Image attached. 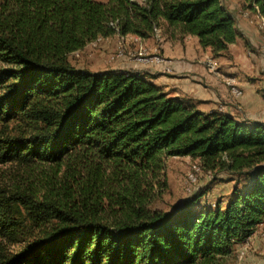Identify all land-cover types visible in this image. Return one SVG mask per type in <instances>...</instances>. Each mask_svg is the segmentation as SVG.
I'll return each instance as SVG.
<instances>
[{
  "label": "trees",
  "instance_id": "1",
  "mask_svg": "<svg viewBox=\"0 0 264 264\" xmlns=\"http://www.w3.org/2000/svg\"><path fill=\"white\" fill-rule=\"evenodd\" d=\"M245 1L264 23V0ZM162 27L215 57L248 45L224 0H0V164L59 166L42 190L0 184V264H232L264 222V124L205 113L147 71L69 61ZM188 156L243 180L224 205L151 207L167 160Z\"/></svg>",
  "mask_w": 264,
  "mask_h": 264
},
{
  "label": "rangeland",
  "instance_id": "2",
  "mask_svg": "<svg viewBox=\"0 0 264 264\" xmlns=\"http://www.w3.org/2000/svg\"><path fill=\"white\" fill-rule=\"evenodd\" d=\"M107 1V0H98ZM229 6L233 7L236 18L245 21L252 27L249 32L248 45L246 47L253 53L243 49V45H238L237 52L242 54L244 59L253 58L258 66L249 69L246 78L251 81H259L264 93V28L261 18L255 11H251L245 0H225ZM160 33V29H156ZM127 36V35H126ZM115 34L101 38L98 41L88 43L83 49L77 50L69 55L70 63L76 68H83L90 71H102L107 69L124 70L134 69L135 64H142L143 57H151L153 54L150 45L137 39L132 41L129 37ZM135 36V35H134ZM118 50L122 55L118 56ZM155 53V52H154ZM225 57H232V53H226ZM215 57V56H214ZM219 57V56H216ZM131 64V65H130ZM253 68V67H251ZM233 76V75H232ZM224 81V80H223ZM226 85V84H225ZM222 107V106H221ZM222 110V108H221ZM199 170L195 172V168ZM199 161L188 157H175L167 160L165 170V185L155 188V198L151 207L162 210H172L188 199L202 194L198 204L200 206L213 208L218 203L224 205L231 195L234 185H240L243 177L227 170H206L200 169ZM58 165L36 163L28 167H19L13 164H0V184L10 186H24L29 181L36 188L42 190L41 183L46 174L58 171ZM62 170L59 171L61 173ZM195 173V181L189 180V175ZM232 264H264V222L261 223L251 239H247L237 247L236 257Z\"/></svg>",
  "mask_w": 264,
  "mask_h": 264
},
{
  "label": "crops",
  "instance_id": "3",
  "mask_svg": "<svg viewBox=\"0 0 264 264\" xmlns=\"http://www.w3.org/2000/svg\"><path fill=\"white\" fill-rule=\"evenodd\" d=\"M138 1L143 2L144 0ZM224 3L228 9L233 11V7L229 6L227 1L224 0ZM237 24L244 36L249 37V32L253 30L252 27L238 19ZM160 32L159 38L153 36L147 39L140 38L139 41L149 44L152 52L158 53L163 58V63L135 64L134 69L149 72L152 75L151 81L163 86L167 91H170L172 96L198 102L197 107L205 113L220 110L238 121L246 120L264 124L262 84L259 81H251L246 78V75L251 74L247 71L249 69L253 71L258 64L253 58L244 59V56L237 52L238 45H243V49L253 55L244 44L243 39H238L235 44L230 46L228 52L233 54L231 58L224 55L214 57L210 49L201 47L195 36L171 37L165 27L160 28ZM127 37L132 41L136 40L134 35H127L126 39ZM208 57H213L218 62L216 72L207 67ZM119 69L123 68L119 67ZM227 75L237 78L238 84L243 90L241 97L235 98L225 85L223 80Z\"/></svg>",
  "mask_w": 264,
  "mask_h": 264
},
{
  "label": "built area",
  "instance_id": "4",
  "mask_svg": "<svg viewBox=\"0 0 264 264\" xmlns=\"http://www.w3.org/2000/svg\"><path fill=\"white\" fill-rule=\"evenodd\" d=\"M122 54H123V52H122ZM122 54H119V56ZM141 60L145 64H159V63H163V61H164L163 58L158 53L156 54L155 58L143 57ZM207 67L211 70V63ZM211 71L216 72L217 70H211ZM224 83L229 88L231 94L235 98H239L242 96L243 92H241L240 85H234V82H231V80L229 78H224Z\"/></svg>",
  "mask_w": 264,
  "mask_h": 264
},
{
  "label": "bare ground",
  "instance_id": "5",
  "mask_svg": "<svg viewBox=\"0 0 264 264\" xmlns=\"http://www.w3.org/2000/svg\"><path fill=\"white\" fill-rule=\"evenodd\" d=\"M261 24H262V27L264 28V23H263V21H261ZM160 34H161V32L159 33V32H155V37L156 38H159L160 37ZM137 39H140V38H138V37H136ZM101 38H98L97 40H95V41H98V40H100ZM119 54H121V51L120 50H118V52H117V55L119 56ZM156 54L157 53H153L152 55H151V57H156ZM211 63V70H217L218 69V62L213 58V57H208L207 58V60H206V64H207V66H209V64ZM224 78H229L230 80H231V82H234V85H239L238 84V80H237V78L235 77V76H232V75H227V76H225ZM241 92H243V90H242V88H241ZM199 170V167H197V168H195V172H197ZM195 173H191L190 175H189V180L190 181H195Z\"/></svg>",
  "mask_w": 264,
  "mask_h": 264
}]
</instances>
